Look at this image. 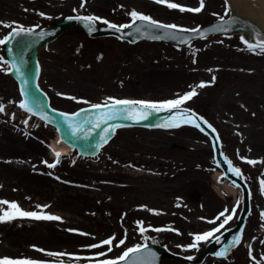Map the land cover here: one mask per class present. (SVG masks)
<instances>
[{
    "label": "rangeland",
    "instance_id": "374dc122",
    "mask_svg": "<svg viewBox=\"0 0 264 264\" xmlns=\"http://www.w3.org/2000/svg\"><path fill=\"white\" fill-rule=\"evenodd\" d=\"M9 1L10 6L21 8L25 15L0 11V19L10 15L11 25L20 20L27 27L46 25L67 13L84 11L87 6L84 0H5L8 4ZM121 1L129 4L126 7L146 9L136 4L138 0ZM154 2L158 6L153 11L156 18L186 28L225 16L228 10L222 0H204L200 12L163 11L160 4L165 3ZM169 2L185 8L200 6V0ZM100 4L93 2L90 11H101L97 8ZM109 7H115L114 0H109ZM105 12L109 13V9ZM38 60L41 88L64 109L108 101L109 97L158 102L176 99L195 88L197 94L182 105L195 106L216 125L223 154L240 169L244 179L249 178L248 192L257 200L246 232L247 236L256 233L262 224H257L256 210L264 213V52L259 48L248 50L237 35L208 36L177 48L160 41H91L68 29L39 50ZM201 82L204 87H198ZM8 86L5 92L13 97L0 98V104L15 103L19 98L11 80ZM3 121L0 136H21L19 129L5 127ZM39 135L45 139L50 133L46 130ZM18 138L0 142V201L15 202L23 212L51 214L61 219L15 215L0 220V259L50 263L77 256L81 263H90L100 257L116 258L126 248L151 241L165 243L171 251L194 258L207 241L187 248L193 243L190 234L217 227L215 218L224 204L229 212L236 208L233 218L240 207L237 202L241 188L233 185L234 190L230 191L224 186L226 179L215 178L211 138L195 126L166 131L123 129L98 157L86 158L75 166L60 159L52 168L36 160L35 156L44 154L42 157L50 164L56 161L41 142ZM63 166L67 168L62 170ZM37 205L48 207L41 209ZM6 211L14 212L9 205L0 204V216ZM213 220L215 223L208 222ZM73 226L79 233L70 232ZM140 227L145 229L143 233ZM112 236L116 240L110 252L108 245L88 247ZM120 239L125 243L116 247ZM101 252L105 255H98ZM254 257L262 259L264 248L253 250L251 256L234 250L219 259L208 257L201 264H260L254 262ZM161 264L190 263L168 257Z\"/></svg>",
    "mask_w": 264,
    "mask_h": 264
},
{
    "label": "water",
    "instance_id": "95a60500",
    "mask_svg": "<svg viewBox=\"0 0 264 264\" xmlns=\"http://www.w3.org/2000/svg\"><path fill=\"white\" fill-rule=\"evenodd\" d=\"M227 4L229 6V15L226 18H223V20L217 19L210 23H205L199 26L198 29L204 32L205 35L209 33L218 32L223 34L240 33V37H243V41H248V43H251L253 45L264 40V0H228ZM70 20L71 19H69V17H66L63 21L52 24L46 28L33 30V32L30 34H21L20 36H17L19 38H22L20 44L15 46L12 45L11 47V43L7 44L6 52L9 55V60L11 61V63L13 62V60H15L17 66L21 69L22 74L19 76L16 74L15 70L13 71L20 82L21 89H24L26 92L29 93L28 96H24V100H27L29 105L33 107V111L40 114L41 116L46 115L47 119L56 122V124L60 128L63 138L66 141L76 145L81 151L90 150L91 152H93L94 148H91V143L95 140L96 136L93 134H88V131L82 126L77 127L74 132L72 126L78 125L79 123L76 120L68 121V119L62 117L60 113L53 111V109H51L46 104L43 95L34 84L35 76L37 73V69L34 63L36 49L41 44L45 43L48 39L58 34L62 29L71 26L73 23H70ZM73 20L75 21L77 19ZM79 21L80 22L78 23L83 25L89 34H104L114 32L120 37L126 38L131 42H134L139 38L153 39V37L155 36H160L162 37L160 39L166 42L173 43L176 45H183L187 44L193 38L201 37L200 35L192 33L190 31H180V28H157L148 24V22L139 20L132 22L130 24L132 25V27L121 29L120 32H117L115 29L109 28L108 26L97 27L94 25L93 22L94 30L90 32L86 22L82 20ZM221 26L223 30H213L221 29ZM137 28L140 29L139 32L136 30ZM40 33H43L44 35L41 36ZM12 41L13 38L11 39V42ZM20 48H23V63H21L20 55H18L16 52H20ZM9 49H11V52L9 51ZM171 111L175 113L177 112V110L175 109H172ZM126 115L128 116L129 113H127ZM199 117L200 116L195 114L194 118ZM66 121H68V125H65ZM154 121L155 120L151 119L147 122ZM197 121L201 123L212 135L213 145L216 153L215 159L217 164L223 169L225 175L228 178L235 179L237 175L229 171L228 164L225 162L224 156L222 155L219 149L212 128H209L208 123L205 124L203 122L204 120L197 119ZM139 123L142 124L146 122L140 121ZM68 126L70 129L68 128ZM247 212V195L246 193H244V204L238 222L233 228L220 234L221 240L219 243H217L215 240H212L210 244L204 249L200 257L198 259L193 260V262L200 261L202 256H204L207 252L217 253L223 247L228 245V242L231 241L234 236L240 233ZM146 245L152 252L156 253V264H159L160 260L164 256H171L175 258L180 257L179 255L168 252L165 247L158 243L152 242ZM131 259L132 256L130 255L129 260ZM121 264H126V262H121Z\"/></svg>",
    "mask_w": 264,
    "mask_h": 264
},
{
    "label": "snow or ice",
    "instance_id": "6c2138e0",
    "mask_svg": "<svg viewBox=\"0 0 264 264\" xmlns=\"http://www.w3.org/2000/svg\"><path fill=\"white\" fill-rule=\"evenodd\" d=\"M157 3H166L167 6L169 8H179L180 11H191V12H200L203 7H204V0H200V6L196 7V8H185L182 5H179L177 3H171L169 2V0H156ZM226 4L228 3V0H225ZM84 4H81V7H83ZM227 11V10H226ZM129 15L132 17L133 22L139 20V21H145L148 22V24H150L151 26L157 27V28H163V29H177L178 26L175 24H170V25H164L161 24L158 21L152 20L151 17L145 16L141 13H138L136 11H132L129 13ZM69 19H77V20H82L84 22H86V24L88 25V29L89 31H93L94 27H93V22L97 21V20H102V18L100 17H95V16H76V17H69ZM221 20H223V17H221ZM103 23L107 24L109 28L115 29L117 32H120L121 29L124 28H129L132 27V25H116V24H112L110 22H108L107 20H102ZM5 27H7L8 25H4ZM138 32L140 31L139 28L136 29ZM213 30H223L222 26L221 29H213ZM180 31H190L192 33H196L198 35H200L201 37H203L205 35L204 32H202L200 29H180ZM33 32V29L29 28V29H25L22 26L17 28H13L12 31L4 36L3 39H0V45H4L6 44L10 39H12L13 37L16 36H20L21 34H30ZM41 36H43V33H40ZM154 39H160L162 37L160 36H155L153 37ZM243 39V37H242ZM186 42V41H184ZM245 43L247 44L248 50L253 51L255 50V48H259L261 52H264V40L258 42L257 44L253 45L251 43H248V41H245ZM9 51L11 52V49H9ZM0 61H3L4 63L8 64L9 62L4 60L3 57H0ZM195 62V61H194ZM21 63H23V59L21 58ZM3 70V69H0ZM8 71H13L15 70L16 74L19 76L21 75V69L20 67L17 66L15 60H13V62L11 64H9V67L7 69ZM39 71V66H37V74ZM215 79V78H214ZM205 84L204 82H201L200 85H198V87H204ZM38 87V86H37ZM22 95L24 96H28L29 93L26 92L24 89L21 90ZM196 90L195 88H193L191 91L184 93L181 96H178L176 99H169V100H163V101H148V100H117L115 98L109 97L107 98L108 101H111V103L109 104L108 102H105L104 104H92L91 108L93 109H101V108H105L108 109L109 111H102V112H98L97 116H96V120L95 121H91L89 120L88 123L93 124L94 127L99 128L100 125L102 123H106L109 119H113V113L117 110L116 106L117 105H130L133 106L131 108H125L123 111L129 113V115L126 117L128 119H134V120H143V119H147V115L151 114L149 113L147 110H153L155 112H159L161 110H172L175 109L177 110L176 114H174L173 116L169 117L168 121L164 124L161 125H157L159 127H165V128H175V127H179L181 123L184 124H192L193 126L199 128L201 131H204L203 128H201L200 124L196 122L197 119L199 120H203L202 117L199 118H195V114L194 113H190L189 110L186 109H182L181 105L187 101L190 100L192 97H194L196 95ZM57 95H62L61 93H57ZM70 99H75V97H69ZM85 103H87V101H85ZM140 106V109L138 110L135 106ZM19 107L21 109H24L26 112L29 113H33V107L29 105L27 100H23L20 102ZM4 111V107L2 104H0V112ZM84 109H81L80 112L78 113H72V116H79L82 112H84ZM139 111V115H137V112ZM62 117L67 118L69 114L67 113H61L60 114ZM43 119H47L46 115H42ZM205 124H207V121H203ZM25 124H27V121H24ZM81 124L78 125H73V131L75 132V129L77 127H81ZM118 125H108L107 127H105L101 133V140L102 142L106 143L107 142V137L109 136V134L111 132H114L115 127H117ZM208 127L211 128L212 126L210 124H208ZM88 134H91L92 129L89 128L88 130ZM213 131H215V129H213ZM218 139V137H217ZM56 156V161L52 164H48L49 168L55 167L56 163H59V159H60V153L56 152L55 153ZM225 162L228 164V169L229 171H231L233 174L239 176L241 175V171L239 168L234 167L232 162L230 160L227 159V157H224ZM241 159H245L243 157H241ZM248 163L254 164L257 163V161H251L248 160ZM238 186V185H235ZM261 186H262V192H264V181H261ZM240 201L237 202V204H239ZM0 204H7L9 205L10 209H13L14 212H4V214L2 216H0V220H4V219H12L14 218L15 215H20V216H27V217H33L35 219H45V220H60L61 217L59 216H55V215H51V214H38L37 212H23L20 210L19 206L15 203V202H9V201H0ZM179 206V205H177ZM37 208H47L48 205H37ZM150 211H154V210H150ZM229 212V209L225 208L224 211L220 212L218 214V216L215 218V220H220L221 217H223V221L221 223H219V225L217 227L212 228L209 231L203 232L202 234H190L193 235V243L190 245H187V248H196L198 243L201 241H208L210 238L214 239L217 243L220 242L221 240V236L220 235H215L216 233L221 232V229L225 228V225L233 219V214H235L236 212V208L233 207L231 209V213L229 215H225L226 213ZM262 219H264V213L261 214ZM215 220L213 221H208L209 223H215ZM138 224H140V222H138ZM141 231V233H143L145 231V229L143 227H140L139 229ZM162 229H156V231H161ZM70 231H75V230H70ZM242 231V230H241ZM81 235H87V233H81ZM116 240L115 236L109 237L105 240H102L99 244H92L89 245L88 247L91 248H99L101 245H108V251H112V245L113 242ZM241 240V235L237 234L236 236H234L232 238L231 241L228 242V245H226L225 247H223L220 251H218L217 253H215L216 256L219 257H224L226 256V253L229 250V247H234L237 244L240 243ZM125 243L124 239H120L119 242L115 245L116 247H120L121 245H123ZM261 243H264V241H261ZM249 247V255H252V251H251V245L248 246ZM43 251V250H40ZM47 255L49 256H59V255H64L63 253H47ZM98 255H105V253L101 252L98 253ZM130 255L132 256V259L129 260ZM156 253L152 252L148 246L146 244H136L133 247H129L126 248L118 257H116L115 259H105V260H100L97 262V264H121V262H126V264H156ZM188 259H192V257H188ZM262 259H264V257H262ZM0 264H43V262H38V261H31V260H21V261H16V260H10L7 257L0 259Z\"/></svg>",
    "mask_w": 264,
    "mask_h": 264
},
{
    "label": "bare ground",
    "instance_id": "6f19581e",
    "mask_svg": "<svg viewBox=\"0 0 264 264\" xmlns=\"http://www.w3.org/2000/svg\"><path fill=\"white\" fill-rule=\"evenodd\" d=\"M58 140H59V137H58ZM51 146H52V149L54 152H63V153L67 152L71 148L70 145H68L62 141H57L56 139L51 141ZM215 174H216L215 177L218 178L219 176L222 175V172L217 171ZM224 186L227 187L230 191L234 190V188L232 186H230L227 182L224 183Z\"/></svg>",
    "mask_w": 264,
    "mask_h": 264
},
{
    "label": "flooded vegetation",
    "instance_id": "af4514ba",
    "mask_svg": "<svg viewBox=\"0 0 264 264\" xmlns=\"http://www.w3.org/2000/svg\"><path fill=\"white\" fill-rule=\"evenodd\" d=\"M103 1H107V0H103ZM114 1H115V7H114V11L112 12L111 18L115 20V19L119 18L118 14L120 13L123 2L121 0H114ZM154 10H158V7L154 8ZM154 10H152V11H154ZM114 20H110V21L116 22ZM238 248H240V247H238Z\"/></svg>",
    "mask_w": 264,
    "mask_h": 264
}]
</instances>
